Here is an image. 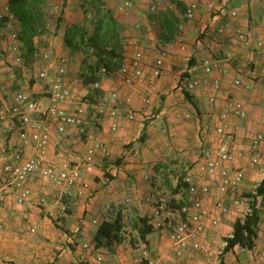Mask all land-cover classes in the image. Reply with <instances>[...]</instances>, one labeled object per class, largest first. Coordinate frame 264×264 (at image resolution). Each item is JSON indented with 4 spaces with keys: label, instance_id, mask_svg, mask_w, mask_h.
<instances>
[{
    "label": "crops",
    "instance_id": "obj_1",
    "mask_svg": "<svg viewBox=\"0 0 264 264\" xmlns=\"http://www.w3.org/2000/svg\"><path fill=\"white\" fill-rule=\"evenodd\" d=\"M88 1L63 0L62 12L55 18L51 15L53 8L44 0L46 30L35 36L37 50L29 64L22 55L21 39L23 62L20 65H14L8 58L0 39V128L7 134L6 150L0 152L1 163L14 161L17 151L23 156L33 152L31 146L23 147L20 143L14 126L16 119L9 108L19 91L47 102L43 93L44 81L39 78V72L51 60L44 58L45 53L65 55L68 59L65 83L71 90V98L65 105L73 109L78 102H86L84 97L88 88L77 76L83 55L66 45L64 35L68 26L87 21ZM102 1L114 12L125 37L123 65L130 62L136 47L141 44L144 80L133 77L131 82H126L120 75L104 76L100 82L102 96L96 97L95 103L89 105L87 102L96 109L95 115H88L83 127L70 126L61 134L53 123L49 161L68 160L75 164L92 140L107 145L111 155H99L94 170L83 173L82 179L89 183L87 187H58L34 175L29 182L32 194L24 203H15V194L11 192L4 202L0 261L9 260L6 250L11 252L16 248L33 249L35 256L29 264H80L81 244L85 241L96 244L98 226L103 221L120 217L124 223L121 242L96 246V250L105 253L103 264H218L226 238L233 234L235 220L250 211L252 199L247 193H255L264 177V161L255 165L249 161L253 154V137L259 132L264 133V84L255 81L253 86L246 88L233 83L234 77L246 79L256 63H264V49L257 54L252 48L232 40L238 32L264 40V0H129L131 6L127 8L123 7L126 0ZM192 3H197L198 8L194 18L186 20L185 11ZM210 3L213 8L209 7ZM89 10L92 15L93 8ZM170 11L177 19V28L170 39L161 40L159 33H164L162 17ZM232 11H236V15H232ZM179 24H183V29L178 28ZM18 27L20 30V22ZM221 27L225 28L224 33L219 32ZM183 44L184 50L181 49ZM160 48H167L169 55L162 75L155 77L152 67ZM226 53L233 56L225 62L228 74L222 79V95L236 100L246 111L245 117L229 116L230 128L225 136V140L244 155L230 164L243 168L244 178L235 192L243 196L244 201L234 205L233 193L226 194L225 201L231 207L229 212L217 214L219 222L216 225L206 221L199 249H187L178 255L163 230L153 229L141 239L137 227L143 225L138 218L151 213L155 192L158 190L163 194L160 188L170 193L171 196L166 197L173 201L180 196L186 197L182 179L188 173H196L207 144V134L220 123L219 113L224 101L220 98L210 103L201 88L189 91L194 103L187 100L183 93L185 80L202 75L201 65L206 59L223 57ZM113 91L131 98L130 105L121 107L124 116L117 130L111 128L112 119L108 114L112 103L104 101V96ZM144 96L151 98L149 104L143 101ZM100 105H105L104 112L98 111ZM129 110L135 113L132 120L125 116ZM186 113L189 117L184 116ZM261 148L264 150V141ZM8 189L12 191L11 186ZM217 194L214 191L208 198L209 206ZM255 207L259 221L254 247L243 249L239 244L235 245L225 254V264H264V195L256 197ZM30 232L39 235L33 238ZM24 233L27 236L24 237ZM144 250L148 257H143Z\"/></svg>",
    "mask_w": 264,
    "mask_h": 264
},
{
    "label": "built area",
    "instance_id": "obj_2",
    "mask_svg": "<svg viewBox=\"0 0 264 264\" xmlns=\"http://www.w3.org/2000/svg\"><path fill=\"white\" fill-rule=\"evenodd\" d=\"M128 6H131V2L126 0L123 7ZM209 7L213 8V3H210ZM197 8V3H192L187 7L186 20L194 18ZM61 11L62 5L57 4L51 11L52 16L58 18ZM236 13V11L231 12L232 15ZM18 24L19 20L12 12L9 0H0V39L4 43V51L14 65H20L23 62ZM183 27V24L178 25L180 30ZM224 30L225 28L221 27L219 32L224 33ZM232 40L246 48H252L257 54L263 52L264 40L261 37L254 38L246 32H238ZM181 49H186V46L183 44ZM168 55L167 48L159 49L152 67L153 76L162 75ZM232 56L231 53H226L223 57L206 59L201 65L202 75L185 80V89L193 91L201 88V93L210 103H215L220 98L223 99L224 105L219 113L220 123L207 134V144L197 163L196 173H188L183 178V182L187 185V195L183 201H173L157 190L152 211L147 216L149 224L154 229L165 231L178 255L187 249H199L206 221L210 220L213 225H216L219 222L218 215L229 212L231 207L225 201L226 194L233 193L234 205H241L244 201L243 197L235 192L244 178L243 168L230 166L237 158H242L244 155L241 151H237L231 142L225 140L230 128L229 116L231 114L238 117L246 116V111L239 102L222 95V79L228 74L225 62ZM143 57L144 51L139 44L130 62L114 71L112 75H120L126 82H131L133 77L138 81H143ZM44 58L52 60L39 72V78L44 81L43 93L47 102L33 97L28 92L19 91L14 95L13 103L9 108L10 114L16 119L14 126L17 129L20 143L23 147L31 146L33 152L28 156H23L17 151L13 156L14 161L0 162V175L3 176L0 180V231L4 227V202L9 199L11 192H14L15 203H24L32 194L29 182L34 175L58 187L77 185L87 187L89 183L82 179L83 173H91L94 170L99 155L104 157L111 155L107 145L92 140L86 147L82 158L75 164L68 160L58 163L49 161L48 151L53 123L56 124V129L61 134L65 133L70 126L83 127L88 119L89 105L84 101L78 102L73 109L65 105L71 98V90L65 83L68 59L65 55L51 56L48 52L44 54ZM214 73L216 76H213ZM255 81L264 84V63H256L249 70L246 79L241 76L233 79L234 85H242L246 88L253 86ZM104 101L112 103L108 114L112 119L111 128L117 130L124 116L121 107L130 105L131 98L130 96L122 97L119 91H113L104 96ZM143 101L149 104L151 98L144 96ZM105 108V105H100L98 111L104 112ZM125 116L132 120L135 118V113L129 110ZM184 116L189 117V114L186 113ZM6 139L7 134L0 128V152L4 153L6 150ZM89 139H93V136H89ZM262 141H264L263 132L257 133L251 141L253 150L249 159L251 164L255 165L264 161ZM9 186L12 187V191H9ZM214 191L218 194L212 206H209L207 200L214 194ZM31 230L34 231L35 228L32 227ZM142 254L144 258L148 257L147 251L144 250ZM78 260L80 264H103L105 253L102 250H96V244L85 241L80 246ZM0 264L8 263L0 261Z\"/></svg>",
    "mask_w": 264,
    "mask_h": 264
},
{
    "label": "trees",
    "instance_id": "obj_3",
    "mask_svg": "<svg viewBox=\"0 0 264 264\" xmlns=\"http://www.w3.org/2000/svg\"><path fill=\"white\" fill-rule=\"evenodd\" d=\"M10 8L20 22L19 37L22 41V55L29 64L36 53L35 36L46 30V11L44 0H9ZM93 14L89 15V8ZM185 11V9L182 8ZM87 21L67 27L64 35L66 45L76 52L82 53L81 67L78 77L84 87L88 88L85 96L91 103L97 102L96 97L102 96L100 82L104 76L111 75L124 63L125 37L119 28L114 12L102 0H91L85 9ZM164 33H159L161 40L170 39L177 28V19L170 12L162 17ZM185 98L194 103L192 95L183 88ZM182 183L183 179H182ZM185 186H187L184 183ZM264 195V177L257 185L255 193H247L251 198L250 211L243 218H237L233 224V234L226 238V244L220 253L218 264H225L224 256L235 245L252 249L257 238L259 212L255 207V199ZM143 227H137L141 239L154 228L149 224L148 217H139ZM124 223L120 217L113 221H103L95 233L96 246H110L121 242Z\"/></svg>",
    "mask_w": 264,
    "mask_h": 264
},
{
    "label": "rangeland",
    "instance_id": "obj_4",
    "mask_svg": "<svg viewBox=\"0 0 264 264\" xmlns=\"http://www.w3.org/2000/svg\"><path fill=\"white\" fill-rule=\"evenodd\" d=\"M62 1L63 0H46L47 4L50 7H52V8L55 7L57 4H61L62 5ZM51 15H53V14H51ZM77 76H78V74H77ZM78 79H79V77H78ZM35 98H37V97H35ZM84 99L86 100V102L89 103V105L92 104L87 98L84 97ZM95 110H96L95 108H93L92 106H89V108H88L89 114L88 115H93L94 116L95 115V112H94ZM92 119H95V118H92ZM2 177L3 176L1 175L0 180H1ZM160 189L163 191L164 196H167V197L171 196V194L166 192L164 189H162V188H160ZM182 198H184V197L180 196L179 198H175V201H177V202L181 201ZM30 233L32 234L33 238H36L39 235L36 232H30ZM26 234L27 233H24L23 236L24 237L27 236ZM15 249H13V251H11V252H9V251L7 252V250H6V252H5L6 256H7V258H10V259L9 260L8 259L5 260V262H7L8 264H29L30 262H33L32 259L35 256L33 249H23V250H20V249L15 250Z\"/></svg>",
    "mask_w": 264,
    "mask_h": 264
}]
</instances>
